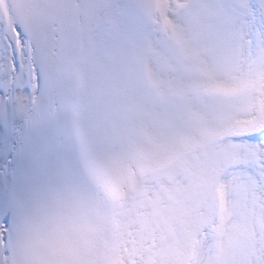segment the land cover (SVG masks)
<instances>
[{
  "label": "snow or ice",
  "instance_id": "snow-or-ice-1",
  "mask_svg": "<svg viewBox=\"0 0 264 264\" xmlns=\"http://www.w3.org/2000/svg\"><path fill=\"white\" fill-rule=\"evenodd\" d=\"M0 264H264V0H0Z\"/></svg>",
  "mask_w": 264,
  "mask_h": 264
}]
</instances>
